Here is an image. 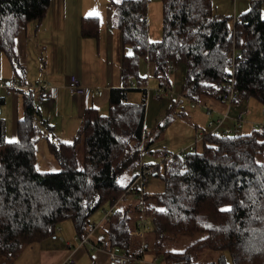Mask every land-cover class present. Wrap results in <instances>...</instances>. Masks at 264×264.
<instances>
[{"label":"trees","instance_id":"1","mask_svg":"<svg viewBox=\"0 0 264 264\" xmlns=\"http://www.w3.org/2000/svg\"><path fill=\"white\" fill-rule=\"evenodd\" d=\"M160 2L161 38L153 42L148 39L147 0L113 3L114 24L121 34L122 85L110 91L105 114L93 108L91 96L71 141L46 139L47 150L60 170H38L39 109L34 90L18 91L23 111L16 124L17 139L6 141L0 132L2 262L13 264L23 248L58 239L57 227L66 220L71 221L76 235L84 236L91 216L125 191L132 179L122 185L119 175L138 168L142 149L152 143L143 130L145 90L141 86L147 77L141 76V64L153 66L158 86H171L169 73L184 67L182 97L207 103L225 82L234 49L233 74L239 99L253 98L264 109L261 1L253 0L234 24L228 16L216 13L213 0ZM49 4L50 0H0V51L15 77H23L25 70L15 48L19 29L31 22L39 24ZM79 25L81 36L97 38V17H81ZM132 90H141V103L127 100ZM238 103L233 104L235 110ZM164 121L168 124L171 120ZM196 142L193 149L164 154L156 166L143 165L153 167L148 176L163 183L162 191L144 194L145 217L153 225L145 242L147 250L154 249L167 264H229L224 251L231 264H264V132L251 128L234 135L206 134ZM78 145L82 148L80 168ZM132 214L136 215L133 227ZM138 219L135 203L128 208L118 206L101 224L104 247L117 245L130 253ZM187 234L200 238L184 250L166 247L168 237ZM209 250L219 255L201 263Z\"/></svg>","mask_w":264,"mask_h":264},{"label":"crops","instance_id":"2","mask_svg":"<svg viewBox=\"0 0 264 264\" xmlns=\"http://www.w3.org/2000/svg\"><path fill=\"white\" fill-rule=\"evenodd\" d=\"M120 1L122 0H113L112 2L111 0H50L42 21L39 24L31 22L25 27H21L16 36L15 48L18 61L21 67L25 69L21 78L14 76L7 57L0 51V113L5 111L7 117L6 120L0 117V132L2 131L6 141L13 142L17 139L16 124L23 111L22 100L18 91H28L29 88L27 87L33 85L35 80L57 88V97L47 103L39 102L36 97V90L30 89L34 90L35 104L39 109L38 116L41 117L44 131H47V128H52L55 136L65 137L71 133L74 134L78 129L77 127H79L78 124L80 125L85 109L84 98L71 94L67 89L70 75L76 76L84 86L102 89L101 95L93 91L91 104L99 113H107L110 91L120 88L122 85L120 78L121 34L114 24L113 5V3ZM252 1L225 0L223 2L213 0V3L217 14L232 19L233 17L240 18L249 9ZM260 1L262 3L261 16L264 18V0ZM154 4L157 7L158 14H160L161 5L158 6V1H155ZM147 5L146 21L149 27L152 22V13H150V4ZM85 16L98 18L99 33L97 38L81 36L79 20ZM41 37H44V40H40ZM182 69L184 71V67ZM13 80H18L23 88L2 87L6 83H12ZM154 81L156 84L155 79ZM167 82H170V77H168ZM169 87L171 88V86ZM132 92H141V90L130 91L127 94L129 102H132L129 99ZM212 99L209 100L211 104L218 109L223 108L222 103ZM237 100L240 101L239 95ZM173 103L175 101H172ZM243 112L247 121L264 118V109L261 105L260 108L243 110ZM41 122L39 120V124ZM70 122L75 123L73 127L76 130L71 131L69 128ZM251 128L248 123L239 128L236 133H239V130L242 129L249 132ZM185 143L181 148L187 146L188 142ZM61 226V233L64 232L67 240L62 234L60 235L66 242H69V239L74 235L73 224L64 222ZM98 230L100 231L98 241L94 242L90 237V242L98 246L96 249H91L92 253L88 251L89 248L86 250L87 247L85 248V246L87 245L78 247L71 244L72 248L69 249L63 242L64 249L56 250L49 255L50 260L46 264H63L69 257L74 260V264H109L110 262L105 253L107 247L102 246L105 242L103 226L98 227L93 235ZM134 235L137 236V234ZM131 241L132 246L138 244L135 238H132ZM141 251L131 254H140ZM147 253H149V256H147ZM143 256L148 260L151 259V250L144 252ZM19 258L13 264H31L29 260Z\"/></svg>","mask_w":264,"mask_h":264},{"label":"rangeland","instance_id":"3","mask_svg":"<svg viewBox=\"0 0 264 264\" xmlns=\"http://www.w3.org/2000/svg\"><path fill=\"white\" fill-rule=\"evenodd\" d=\"M147 1L150 4L149 6L150 13H152V22L149 25L148 39L150 41H159L161 38V22H162L161 13L162 12L158 14L157 7L155 6L154 2L158 1V6L159 4L161 5V2L160 0H147ZM221 1L224 2L225 0H221ZM159 20L160 22H158ZM40 40H44V37H41ZM140 73H141V76L145 75L147 77L146 84L141 87L144 89L148 88L149 90H151L145 95L143 130L144 132L148 134V137L152 140V143L150 144L148 149H145V150L142 149L140 164H143L146 166L148 165L156 166L157 164L161 163L162 159H164L165 157L164 154L166 155L177 154L183 149H186L191 143H194L197 137V129L205 128L207 119L204 116L203 110L201 109L200 106L196 105L194 108H192L190 106L189 100L182 97L183 79H184V71L182 68L177 67V71H173L169 73L168 75V77H170L169 84L171 85L172 90L175 92V95L174 96H163L161 98H156L154 96L155 95L154 88L158 86V83H157L156 78L153 76V66L148 63L141 64ZM154 79L156 80V84H155ZM169 95H173V94H169ZM142 96L143 95L141 92H132L129 95V99L132 102L141 103ZM213 100L216 102L222 103L223 108L218 109L210 102H207V103L201 102V103L207 104L208 106H211L217 110L224 109L225 107L224 102H222L220 99H217L215 96L213 97ZM172 101H175V103H173L174 106L170 108ZM239 102L240 103H238L239 106H237V108L242 109L244 111L248 109H253L256 107L260 108V104L253 98L240 100ZM0 117L5 120L7 119V117L5 116V111H1ZM166 118H169V120H171L168 124H164L165 122L164 120ZM38 120H40L41 122L40 116ZM73 124L75 123L70 122L69 124V128L71 129V131L76 130L74 129L75 127H73ZM39 127H40V131L42 132L37 136V141H36L37 168L38 170H41V171L56 172L60 170V165L58 161L47 150L46 139L49 137L51 140H55V141H71L73 138L72 136H74L75 133L74 134L71 133L69 135H66L65 137H61V136H55V134L52 131V128H47V131H44L42 122L39 124ZM246 131L247 130L242 129V130H239V133L241 132L246 133ZM185 142H188L187 146L181 148L182 146L186 144ZM196 148L200 149L199 142H196ZM77 163H78V167L80 168L82 164L81 145L77 146ZM136 172H137V168L127 169L123 171L119 175V182L122 185L128 184L131 178L136 174ZM162 189H163V183L158 177H155L153 175L148 176V181H147L146 190H145L147 194H155V193L162 191ZM126 194L127 193L124 192L119 196V201H116L118 203V206L128 208L132 205V203H135V205H137V203L139 202V199L134 195L126 196ZM101 210L102 208H99L91 216L90 221L92 223H97L100 220ZM132 217L133 218L131 221V226L133 227L134 224L132 223L134 222V219H136V215L132 214ZM65 222L71 223L70 220H66ZM63 223L64 222H62L57 227L58 231H59V228L62 227L61 225ZM145 224H146V229L144 232L141 233L137 230L136 231L137 236L134 234L132 235V238L137 239L138 244L133 245V246L131 244L130 253L140 252L141 248H142V251H141L142 255L144 252L147 251L148 245L145 244V242L147 241L148 232L153 229V225L149 219L145 220ZM72 229H73L74 235L69 239V242H71L73 246H77L76 242L74 241V238L76 236L74 226L72 227ZM99 233L100 231L98 230L95 233V235L93 234L91 235L92 241L94 242L98 241ZM60 234L64 236V232L61 233L60 231L59 235ZM64 238L66 239L65 236ZM199 238H200V235H189V234L175 236V237H168L165 240V245L167 248L171 250H184L185 248L191 246L192 244H196ZM64 247L65 245L63 242L53 237L51 239L49 238L48 240L42 241L39 244L36 243V244L31 245L30 247L27 246L23 248L21 251V254L17 258L20 257L19 259H27L30 261L31 264H46V262L50 260L49 255H51L56 250L64 249ZM97 247L98 246L95 245V249ZM85 248L86 250H88L89 248L88 251L92 253V250L89 246H85ZM106 250H105V253H106ZM150 250L152 252V258L155 255H159L160 258L157 260L158 261L157 264H160V262L167 264L166 261L162 259V256L159 253L155 252V250L152 248H150ZM223 253L226 255L229 264H231V260L229 258L228 252L224 251ZM218 255H219V252L209 250L205 253L203 257L200 258V261L201 263H205V262L215 259ZM147 256H149V253H147ZM0 264H6V263L0 260Z\"/></svg>","mask_w":264,"mask_h":264},{"label":"built area","instance_id":"4","mask_svg":"<svg viewBox=\"0 0 264 264\" xmlns=\"http://www.w3.org/2000/svg\"><path fill=\"white\" fill-rule=\"evenodd\" d=\"M239 17H233L232 23L239 22ZM237 54V52L233 49L231 52V65L230 72L226 76V80L221 85L217 86V91L215 93V97L220 99L225 103V107L223 110H217L207 104H203L199 101H193L189 99L190 106L194 108L196 105L200 106L204 112L206 117V126L198 132V137L196 141L203 138L206 134H225V135H234L236 131L243 127L246 123H249L252 128L258 129L264 132V118L250 121L246 120L243 110L236 109L233 107L234 102L238 98V90L235 87V78L233 74L234 67V59L233 57ZM174 62H171L169 65L172 66ZM2 87L6 88H23L18 82V80H13L12 83H6L2 85ZM67 89L69 92L75 96H82L84 98V106L88 108L90 105V99L93 91L98 95L102 93V89L99 87H88L82 85L76 76L70 75L68 77ZM30 89L36 90V97L39 102H50L51 100L57 97V88L54 86H49L43 84L39 80H35L33 85L27 87ZM145 95L150 91L148 88L144 89ZM175 94L172 89L164 84L163 86H157L154 88V94L156 98H161L163 95ZM195 141V142H196ZM192 145H189L188 148L193 149ZM153 167L144 168L143 164H140L137 168V172L132 178L131 182L126 187L125 191L128 195L132 193H137V198L139 202L136 205L137 211L139 212V219L137 221V229L139 232H144L146 229L145 224V214H144V194L146 189V184L148 181V175L151 172ZM123 192V193H124ZM119 201V198L116 200ZM114 202L113 204L106 205L102 207L101 210V218L97 223H92L91 221L87 224V230L84 236L79 237L75 236L74 241L76 242L78 247L81 246H89L91 249H95V245L90 242V237L93 232L103 223V221L107 220L118 208V203ZM58 230V229H57ZM61 231L59 228L58 234ZM58 239L64 242L67 248L71 249L72 245L69 242H66L61 235L58 236ZM106 256L111 264H157V260L160 258L159 255H155L151 260H146L145 257L140 253L139 255H131L128 254L125 250L117 245H113L106 250ZM63 264H74V260L72 258H68L64 261ZM162 264V263H161Z\"/></svg>","mask_w":264,"mask_h":264},{"label":"snow or ice","instance_id":"5","mask_svg":"<svg viewBox=\"0 0 264 264\" xmlns=\"http://www.w3.org/2000/svg\"><path fill=\"white\" fill-rule=\"evenodd\" d=\"M129 55H131V53H129Z\"/></svg>","mask_w":264,"mask_h":264}]
</instances>
